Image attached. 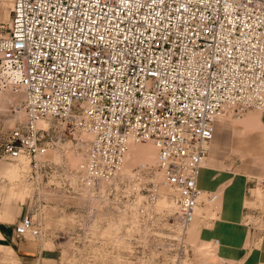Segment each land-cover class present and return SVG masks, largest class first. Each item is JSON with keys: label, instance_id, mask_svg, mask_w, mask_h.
Segmentation results:
<instances>
[{"label": "built area", "instance_id": "obj_1", "mask_svg": "<svg viewBox=\"0 0 264 264\" xmlns=\"http://www.w3.org/2000/svg\"><path fill=\"white\" fill-rule=\"evenodd\" d=\"M5 93L25 120L2 152L29 162L34 188L18 239L44 238L41 175L54 162L39 124L53 121L83 144L54 188L79 223L87 215L96 235L110 227L127 244L168 231L187 248L197 211L220 201L198 184L219 119L264 110V0H13L0 36ZM147 143L155 160L127 168Z\"/></svg>", "mask_w": 264, "mask_h": 264}, {"label": "rangeland", "instance_id": "obj_2", "mask_svg": "<svg viewBox=\"0 0 264 264\" xmlns=\"http://www.w3.org/2000/svg\"><path fill=\"white\" fill-rule=\"evenodd\" d=\"M12 1L0 0V36L7 33ZM18 99L8 93L0 96V238L6 237L0 240V264H26L20 262L10 245L14 244L15 225L30 210L34 189L30 166L27 160H12L2 152L12 127L25 120L24 114L12 111ZM252 113L242 117L227 115L217 123L204 179L215 186L220 201L214 208L199 209L188 232L187 248L174 242L168 231L145 243L134 240L127 244L110 227L96 235L95 224L88 223L87 215L79 223L76 204L54 188L64 184L65 170L79 162L83 144L79 135L64 129L63 125L53 121L39 124L50 128L47 138L53 143L48 160L54 164L41 175L44 186L40 192L45 201L38 210L44 227L43 248L53 250V261L47 264H173V258L179 253L184 257V249L185 264H264V142L256 136L255 122L249 121ZM140 157L134 153L127 168L155 160L145 161ZM9 170H16L17 176L12 177ZM51 183L55 186H50ZM230 184L232 187L226 188ZM255 188L260 192V199L255 197ZM228 195L237 198L229 199L224 211L223 202ZM159 205L163 210L173 208L172 202L165 198ZM217 228L218 233L231 241L232 247L237 236L245 237L246 255L241 260L221 256L218 248L217 253L215 249L210 252Z\"/></svg>", "mask_w": 264, "mask_h": 264}, {"label": "crops", "instance_id": "obj_3", "mask_svg": "<svg viewBox=\"0 0 264 264\" xmlns=\"http://www.w3.org/2000/svg\"><path fill=\"white\" fill-rule=\"evenodd\" d=\"M250 112H254V113H252L249 116L250 117L249 121L255 122V128H256L255 131L257 133L256 136L259 139L263 138V142H264V110L261 112H258V111H250ZM204 170H205V167L202 169L201 174H200V178L198 182L199 187L205 191H214L215 186L207 184L204 179ZM231 187L232 186L230 184L226 188L229 189ZM255 197L257 199H260L261 197L260 192L257 190V188H255ZM232 198L235 199L237 197H233L231 195L225 196V200L223 202L224 211L227 210V203L229 199H232ZM217 231H218V228L215 230L213 235L216 237L215 240H218L219 242L218 243L219 254L225 258L241 260V258H243V256L246 255L245 237L242 238L240 236H237L235 247H232L230 246L232 244L231 241H229L221 232L218 233ZM0 240L4 241L6 240V237L4 236V239L0 238ZM239 240H242V242H240ZM10 247H11V250L18 257L20 262L23 261L26 264H47L48 261H53V255H52L53 250H50V249L47 250L43 248V244L41 241L38 242L35 240H30V239H27V240L18 239L14 234V244H11Z\"/></svg>", "mask_w": 264, "mask_h": 264}, {"label": "bare ground", "instance_id": "obj_4", "mask_svg": "<svg viewBox=\"0 0 264 264\" xmlns=\"http://www.w3.org/2000/svg\"><path fill=\"white\" fill-rule=\"evenodd\" d=\"M11 95H13V94H11ZM14 96H16L17 99H18L17 95H14ZM40 124L41 125H45L46 122L42 121V122H40ZM151 145H152L151 143H147V144H139V145L134 146L132 148L131 155L128 158V162L126 164V167L128 166V163L130 162V159H131V157H132V155L134 153L136 154V156H141L140 158H144L145 161L153 160L155 158V156H156V150H155L154 146L153 145L151 146ZM143 147H145V148H143ZM206 164H207V162H206ZM9 172L11 173L12 177H16L17 176V171L16 170L15 171L9 170ZM198 211H197V213H198Z\"/></svg>", "mask_w": 264, "mask_h": 264}]
</instances>
